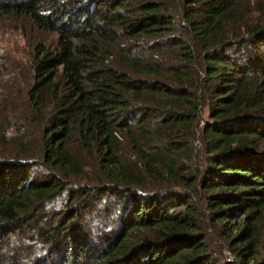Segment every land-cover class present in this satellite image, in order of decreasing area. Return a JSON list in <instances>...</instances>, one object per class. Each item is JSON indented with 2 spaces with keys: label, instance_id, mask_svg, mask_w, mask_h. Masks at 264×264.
Segmentation results:
<instances>
[{
  "label": "trees",
  "instance_id": "1",
  "mask_svg": "<svg viewBox=\"0 0 264 264\" xmlns=\"http://www.w3.org/2000/svg\"><path fill=\"white\" fill-rule=\"evenodd\" d=\"M0 14L58 36L0 111V264H264V22L241 0Z\"/></svg>",
  "mask_w": 264,
  "mask_h": 264
},
{
  "label": "rangeland",
  "instance_id": "2",
  "mask_svg": "<svg viewBox=\"0 0 264 264\" xmlns=\"http://www.w3.org/2000/svg\"><path fill=\"white\" fill-rule=\"evenodd\" d=\"M263 1L241 0V6L264 22V10L260 12ZM57 39L55 32L38 29L26 17L0 14V111L4 110L8 117H21L26 110L38 44L55 48Z\"/></svg>",
  "mask_w": 264,
  "mask_h": 264
}]
</instances>
